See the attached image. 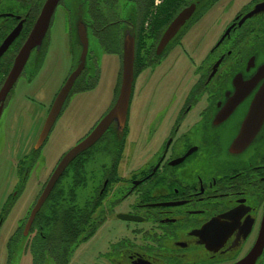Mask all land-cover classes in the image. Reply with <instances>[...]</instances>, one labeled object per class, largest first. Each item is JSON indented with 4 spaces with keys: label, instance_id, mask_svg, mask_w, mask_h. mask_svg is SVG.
I'll return each instance as SVG.
<instances>
[{
    "label": "flooded vegetation",
    "instance_id": "1",
    "mask_svg": "<svg viewBox=\"0 0 264 264\" xmlns=\"http://www.w3.org/2000/svg\"><path fill=\"white\" fill-rule=\"evenodd\" d=\"M46 1L0 0V118L8 114L20 79L31 92H41L37 77L45 63L48 31L59 10L67 24L70 50L79 44V21L89 39L92 32L102 35L110 23H118L121 34L125 30L136 38L140 60L122 137L117 143L110 128L105 133L112 158L92 168L98 177H91V186L97 179L96 185L86 196L92 209L101 207L100 216L113 214L122 224L121 235L99 254L103 264H264L263 4L253 11L264 0H246L232 8L230 18L237 0H57L42 42L29 49L18 78L2 93ZM197 1L202 5L199 15L192 14L189 27L185 30L184 25L159 51L158 42L169 22ZM119 5L130 7L124 16L114 13ZM207 17L218 20L213 41L210 34L197 31ZM195 54L198 61L185 81H175L173 68H159L169 57L186 55L191 60ZM83 71L64 106L73 92L87 89L91 71L88 67ZM155 71L158 83L169 78V92L160 95L144 89L141 94ZM137 99L141 100L134 107ZM113 101L114 96L73 144ZM77 170L79 174L81 169ZM65 173L66 169L61 176ZM24 182L27 179L20 193ZM16 194L12 192L11 202Z\"/></svg>",
    "mask_w": 264,
    "mask_h": 264
},
{
    "label": "rangeland",
    "instance_id": "2",
    "mask_svg": "<svg viewBox=\"0 0 264 264\" xmlns=\"http://www.w3.org/2000/svg\"><path fill=\"white\" fill-rule=\"evenodd\" d=\"M244 2H246V0H237L235 6H232L230 9L237 8ZM129 8L128 6L122 5L115 6L114 13L124 16ZM222 10L224 14L225 11L223 7ZM232 11L233 9L230 11L231 13L228 14L229 18L233 14ZM198 18L200 19V16ZM198 20L196 22L194 21L195 23L193 22V25L191 23L190 26H194ZM217 22V18L211 21L208 17L202 19L199 25H197V31L200 30L204 31V34H210L209 40L213 41V39H211V34L218 29ZM219 24L221 26L223 22ZM188 25L184 28L185 30L189 27ZM119 30L118 23H111L108 25L105 35L107 44H116V42H118ZM195 34L196 39L198 33L196 32ZM67 35V24L59 10L48 31L49 42L46 49L45 63L40 69L39 76L37 77V85L41 92H31L30 86H28L23 79H20L15 87L14 92L16 96L10 104L8 114L5 116L4 113V116L0 118V214L9 194L13 192L14 189L13 193H15L16 187L21 184L25 174L28 176L25 190L19 195L5 219L2 221L0 219V264H32V253L27 250L29 244L24 251V243L27 242L24 235L21 234L15 237L16 240L12 243L10 252L7 249V240L15 231L19 219L26 213L37 191L40 190L44 180L48 177L47 174L49 175L50 173L48 170L54 166V162L57 158L66 151L78 137L86 132L98 116L99 111L108 105L109 99L116 93V91L113 90L115 82L118 79V71L121 67L120 55L116 52L105 53L104 47L100 41L94 36L90 37L86 67L90 68L91 72L96 70L98 73L99 78L97 84L92 89L73 92L69 96L42 147L35 151L36 149L33 147L48 112L51 100L75 63V59L71 54L72 51L69 48ZM34 54L35 52H32L30 62L34 61ZM55 60L57 64L53 65V61ZM139 60V55L135 52V72L138 68ZM197 61L198 56L196 54L191 60H189L186 55H182L179 59L169 57L162 62L159 68H173L177 73L173 76L176 79L175 81H185L184 79L188 78V75L191 74L190 71L195 67ZM157 73L156 71L153 72L148 84L144 87L142 86L141 94H145L144 89H154L156 93L160 95L169 92L172 85L171 81L169 78H166L165 82L158 83L156 81ZM143 77L142 74V78ZM138 80L139 79H137V81ZM38 87L33 85V88L39 91ZM179 92L180 91H178L177 94ZM28 93L31 95L26 96ZM134 93L139 94L138 91H134ZM140 100L141 99H137L136 102L133 103L134 107L137 106ZM131 114V116H133L134 111H132ZM89 150H87L88 154L86 153L85 156H83L82 161L78 162V164H76V162L72 163L60 181L57 182L58 187H63L62 191H67L69 189L65 183V177H67V175L69 177L73 176L76 180L82 182V186H78L79 204L77 207H90L88 204V197L86 196L96 185L97 181L96 179L91 186V177L96 176L94 175L96 173L92 174L91 170L100 162L112 158V153L109 149V140L106 139V136L101 137L96 144L89 148ZM86 160H90L92 163L89 161L90 165L87 166L85 163ZM17 169L20 172L21 169L23 171L19 174ZM77 169H81L79 174H77ZM89 173L92 175L89 176ZM97 177L98 176H96V178ZM40 178L44 179L38 182ZM99 209L93 214H91V212L85 213V210H75L76 215H80L79 218L84 216V219L78 222L83 231L81 233L77 232V230L75 231V234L79 238L89 232L90 221L92 217L95 218L97 216ZM98 216H100V214ZM48 226L49 225H46L45 229L39 226L34 227L35 231L33 232L34 235L33 233L31 235V238L33 237L32 240L30 238V247L38 249L42 246L45 247L47 239L43 234H49ZM120 227H122V224L120 223L119 225L118 218L113 215L108 216L97 231H94L92 235L81 242L70 258L69 264H103V260L99 254L106 249L109 241H113L121 235L123 230L120 229ZM66 231L60 233L58 227L54 229V233H60L59 238L63 241L60 242L59 245L62 249L61 262L59 264L67 263L65 259L74 244L71 239L72 235H67ZM53 238L56 240V237Z\"/></svg>",
    "mask_w": 264,
    "mask_h": 264
},
{
    "label": "water",
    "instance_id": "3",
    "mask_svg": "<svg viewBox=\"0 0 264 264\" xmlns=\"http://www.w3.org/2000/svg\"><path fill=\"white\" fill-rule=\"evenodd\" d=\"M57 3V0H47L42 8V11L36 20L34 28L32 29L31 33L29 34L26 42L20 49L18 56L15 59L14 65L8 74L5 83L2 87L1 92L5 93L14 83L17 76L19 75L22 66L24 64L25 59L28 56L29 49L32 48L34 45L39 44L44 37L46 29L49 24L50 15ZM260 4L264 6V1L258 3L256 8L253 9L255 11ZM195 8V3L190 4L189 6L183 8L169 23L161 39L158 44V50L163 49V47L167 44V42L175 35L178 31L180 26L188 19L190 14L193 12ZM252 13V12H251ZM78 37L82 43V52L79 57V62L76 68L71 72L70 76L60 89L59 93L57 94L54 103L50 109V112L45 120L43 129L40 133L38 142L36 146H39L44 139L46 138L48 131L59 112L62 103L65 99V96L68 94L76 76L82 70L85 64V58L87 53L88 47V39L86 28L80 22L77 27ZM12 35L7 39L6 43L12 39ZM134 34L130 32H125L123 38V49H122V73H121V80L119 85V91L114 104L110 107L104 117L99 121V123L95 126V128L80 142L76 145L71 147L61 158L57 166L54 168L50 178L48 179L46 185L44 186L42 192L40 193L39 197L37 198L34 206L30 210L29 216L24 226V234H27L31 223L35 217L36 212L41 207L42 203L47 198L49 192L51 191L54 183L61 175L65 167L68 163L82 150L89 147L92 143H94L103 133L104 131L110 126L114 125L116 131L121 132L126 119V113L129 104V98L132 90V83L134 77ZM3 46V45H2ZM236 102L233 103V105ZM230 104V102H228Z\"/></svg>",
    "mask_w": 264,
    "mask_h": 264
},
{
    "label": "trees",
    "instance_id": "4",
    "mask_svg": "<svg viewBox=\"0 0 264 264\" xmlns=\"http://www.w3.org/2000/svg\"><path fill=\"white\" fill-rule=\"evenodd\" d=\"M110 49L116 50L117 48L113 47ZM65 178V183L67 184V187H69V189L67 191H62L63 187H58L56 185L57 187L55 186L56 188L53 190L49 198L46 200L41 211L37 214V217L35 218L34 226H39L40 228L45 229L46 225H49V234H43L47 239L45 247L42 246L39 249H33L32 264H45V260L47 258L48 253L52 255L51 257L54 259V264H59L61 262L62 250L59 245L60 242H63L62 239L59 238V234L67 230V235L71 234V239L74 240L75 237H78L75 234V231L77 230V232L79 233L83 231V229L79 226L80 223L78 222L84 219V216L82 218H79L80 215H76L75 210H85V213H90V207H77L79 204L78 186H82V182L76 180V178L73 176L69 177L67 175V177ZM55 225L59 228L60 233H54V229L57 228ZM53 237H56V240ZM14 240L15 238L12 237L11 240H9V244L11 245V241ZM68 257L69 254L65 259L66 262L68 260Z\"/></svg>",
    "mask_w": 264,
    "mask_h": 264
},
{
    "label": "bare ground",
    "instance_id": "5",
    "mask_svg": "<svg viewBox=\"0 0 264 264\" xmlns=\"http://www.w3.org/2000/svg\"><path fill=\"white\" fill-rule=\"evenodd\" d=\"M98 25V24H97ZM100 25V24H99ZM105 31V30H104ZM95 32H92V35L94 36V37H96L99 41H100V43L102 44L103 43V37H102V35H101V32H97V34H98V37L96 36V34H94ZM71 54L74 56V53H72L71 52ZM84 71H83V69L79 72V74H81V73H83ZM93 73H94V75H95V78H94V80L95 79H97L98 78V74H97V72H96V70H94L93 71ZM89 82H90V80H88ZM20 227V223H18V225H17V228H19Z\"/></svg>",
    "mask_w": 264,
    "mask_h": 264
}]
</instances>
